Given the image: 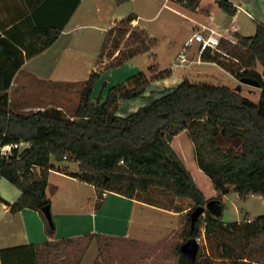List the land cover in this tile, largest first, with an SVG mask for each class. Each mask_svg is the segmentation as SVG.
Listing matches in <instances>:
<instances>
[{"label":"trees","instance_id":"1","mask_svg":"<svg viewBox=\"0 0 264 264\" xmlns=\"http://www.w3.org/2000/svg\"><path fill=\"white\" fill-rule=\"evenodd\" d=\"M22 1L27 16L7 29L6 37H0V146L20 141L30 146L16 150L10 158H0V176L22 191L14 203L1 196L0 201L11 205L13 211L32 208L43 213V207L50 205V169L55 162L74 161L79 163L80 172L72 175L95 184L99 200L106 191L135 197L152 187L192 200L194 207L182 216L186 220L183 241L198 238L204 230L206 240L217 245L216 264H264V213L253 220L225 223L207 210L192 224L193 209L209 200L171 145L174 136L187 130L198 165L212 180L219 199L232 188L241 196L264 195V23L257 22L254 35L234 33L236 43L223 38L220 45L224 52L207 49L201 55L239 80H256L261 89L257 102L237 87L185 77L149 104L120 115V100L143 96L155 80L167 76L170 70L151 77L141 71L110 86L98 102L95 93L103 71L96 69L85 81L81 102L72 116H66L59 107L23 113L9 106V89L17 72L27 58L58 39L81 0ZM125 1L128 0H118ZM175 1L193 11L201 4V0ZM215 1L230 17L236 14L237 7L230 0ZM136 19L130 14L106 32L96 66L104 64L103 70L118 67L156 46L157 39L135 25ZM106 55L110 59L107 62ZM149 70L155 73L158 69L152 65ZM219 138L238 141V149L223 150ZM48 228L54 230V222L52 226L48 221ZM85 238L89 240L87 246L95 238L114 239L99 234ZM79 240L3 249L0 264H39L50 253L49 246ZM181 245L175 246L176 264H201L200 254L189 260ZM87 246L81 249V257ZM79 262L78 259L75 264ZM94 264L101 263L98 259Z\"/></svg>","mask_w":264,"mask_h":264},{"label":"crops","instance_id":"2","mask_svg":"<svg viewBox=\"0 0 264 264\" xmlns=\"http://www.w3.org/2000/svg\"><path fill=\"white\" fill-rule=\"evenodd\" d=\"M230 1L237 7V12L233 17H230L220 7L210 8V0L201 1L195 11L175 0H128L121 3L118 0H81L58 39L41 53L25 60L9 91L21 89L18 85V77L29 64L42 58H51L54 55L85 53L87 43L91 39L97 41L104 37L111 27L130 14L137 17L134 24L145 28L151 37H155L157 41L162 38L166 39L174 56L169 65L162 69L159 64L155 63L153 48L150 52L143 54L148 55L149 60L152 61L147 72L149 77L160 71L170 70V74L155 80L152 88L145 94L157 96L164 93L161 92L162 90L166 91L175 87L185 77L191 81L209 82L202 78H207L210 71L220 70L233 77L216 62L202 58L201 62H197L200 56L199 45L197 53L191 57L188 56L190 60L195 61L194 64L188 68L176 66L178 54L186 46V42L195 31L203 26L220 30L230 37L236 32L241 33L240 15L247 11L246 8L250 4L247 0ZM258 2L259 0H255L257 8L259 7ZM259 11L261 12L260 9ZM26 16L27 10L22 0H0V37H6L7 29ZM85 31L87 33H84ZM143 55L124 63L123 66H127L128 69L126 71L133 73L127 79L142 71L141 66L137 65V60ZM96 63L88 68L89 76L93 70L97 69ZM152 65L158 69L155 73L149 70ZM123 66L118 70H122ZM45 67L46 65L42 62L37 63L32 67L31 72L41 80L52 81L53 79L49 76H43V71L49 72V75L53 68L51 64L49 69ZM66 83L79 84L76 80ZM24 104V109L31 108L27 103L24 102ZM186 132L187 130H182L174 136L171 145L192 174L196 173L200 177H205L206 173L198 165L193 141L191 140V146L187 145L183 139ZM78 172H80L79 163L70 161L55 162V167L50 169L47 195L55 224L54 230H49L48 219L44 213L32 208L13 211L11 205L0 201V251L24 245L41 246L49 242L81 238L79 241L49 246L50 253L43 259L41 258L39 264H75L78 259L79 264H94L100 258L97 256L94 261L91 258L94 241L88 246L85 244L87 249L81 257L83 246L80 247V242L88 239L85 238L86 235L99 234L114 239L156 244L180 229L182 216L194 205H191L192 200L189 198L175 196L159 187H152L148 192L139 193L135 197L106 191L103 198L99 200L95 184L72 175ZM206 176L209 177L207 174ZM0 178L2 180L0 184L6 185L3 181L6 178L1 176ZM8 191L9 193L1 192L0 196L11 203L21 197L20 189ZM188 199L190 201H187ZM95 240L98 239L95 238ZM43 248L41 247V252L45 253ZM48 248H46L47 251ZM78 252L80 255L77 254Z\"/></svg>","mask_w":264,"mask_h":264},{"label":"rangeland","instance_id":"3","mask_svg":"<svg viewBox=\"0 0 264 264\" xmlns=\"http://www.w3.org/2000/svg\"><path fill=\"white\" fill-rule=\"evenodd\" d=\"M247 1L250 5H248L247 8L245 7L247 11L242 12L239 19L242 26L240 32L243 35H254L257 28V21L260 20L264 23V0H259L258 8L255 5V0ZM209 4H211L210 8L216 9L219 7L217 2L214 0H210ZM204 5H206V3H204ZM89 31L91 30L89 29ZM84 33L87 32L85 31ZM104 39L105 36L101 37L97 41L91 39V41L87 43L85 53H76L75 55H54L51 58H42L26 66L18 77V85H20L21 89L9 91V106L13 110L23 113L57 106L63 109L66 116H72L81 102L82 92L85 88L84 82L86 78L89 77L88 68L94 66L97 62ZM232 39L234 40L233 43H236L237 40L234 35L232 36ZM169 46V42L162 38L157 41L156 46L152 50L155 55V63L159 64L162 69L168 66L170 61L174 58ZM220 49L221 52H224L221 45ZM187 50V55L189 57L193 56V54L198 51V44L195 42L192 47ZM109 60L108 55H106L105 61L107 62ZM40 62L46 65L45 69H49L51 64L53 68L52 73L48 75L49 72L46 73V71H43V76H49L53 79L52 81L41 80L32 74V67ZM151 64L152 61L149 60L148 55H143L139 58V60H137V65L141 66L142 71L146 74L148 72V67ZM103 65L104 64L100 67L97 66V69L102 70L103 73L102 79L97 84L95 94L96 96L99 95L103 83L107 81L108 85L103 92V96L105 97L110 86L124 82L127 77L133 73L126 71L127 66H123L124 64L108 70H103ZM122 66L124 68L122 70H118ZM257 69L260 71L262 70L261 66H258ZM122 75L125 76L122 77ZM202 79L215 84L229 85L231 87H238L240 84V80L238 78H235L234 76L231 77L220 70L210 71L207 78ZM71 80H76L79 84L66 83ZM241 85V90L244 95L248 96L255 102L259 100L261 91L259 87L244 83ZM156 97V95L149 96L148 94H145V96L143 95L133 99L120 100L118 114L128 115L136 111L139 107L149 104ZM24 102L30 105L28 107L31 108L24 109ZM183 139L187 145L192 146L191 139L187 132L183 136ZM219 145L223 150L228 147H233L237 150L239 147L238 141H229L222 138H219ZM193 174L199 188L203 191L209 201L220 198L218 197V191L212 184L213 182L206 176V174H204L205 177H200V175H197L196 173ZM3 181L6 185L0 184V193H9L8 190L13 191L15 189H19L9 180L4 179ZM220 200L222 201V207L224 209L222 220L225 223L242 222L245 219L253 220L257 216L264 213L263 194L250 193L248 195L241 196L234 188H232L228 194L222 195ZM187 201L190 200L188 199ZM190 203L191 205L193 204L191 201ZM185 221L186 220L182 218L180 229L170 237L156 244L140 243L127 239H111L108 241L101 239L98 240V242L94 239L92 240L94 241V245L91 250V258H93L94 261L95 257L99 256L101 264H176L177 253L175 246L177 243H184L187 241V239L183 241ZM203 232L204 230L202 231V235L198 237L200 244L199 260L201 261V264H216V257L218 256L217 245L215 243L208 242ZM88 242V239L83 240L80 242V247H84ZM99 244L101 245L102 250L100 249ZM52 251L54 253L53 249ZM77 254L80 255V252Z\"/></svg>","mask_w":264,"mask_h":264},{"label":"built area","instance_id":"4","mask_svg":"<svg viewBox=\"0 0 264 264\" xmlns=\"http://www.w3.org/2000/svg\"><path fill=\"white\" fill-rule=\"evenodd\" d=\"M205 1V0H201ZM215 1V0H214ZM225 38L232 42L234 40L232 37H230L228 34L217 30L215 28L203 26L202 28L195 31L193 36L186 42V46L183 48V50L178 54L177 57V67L181 68H188L192 64L195 63V61L190 60V58L187 55V49L193 45V43H197L199 45V59L197 62H201V55L204 51L207 49H211L214 51H220V44L221 40ZM30 143L26 141H20L18 143H10L0 146V158H10L14 155V152L22 151L25 148L29 147ZM67 158V156H65Z\"/></svg>","mask_w":264,"mask_h":264},{"label":"water","instance_id":"5","mask_svg":"<svg viewBox=\"0 0 264 264\" xmlns=\"http://www.w3.org/2000/svg\"><path fill=\"white\" fill-rule=\"evenodd\" d=\"M250 84L257 87L259 86V83L256 80L250 79V78H242L240 79V84L237 87V90L242 89L241 84ZM108 85V82L105 81L103 83V86L99 92V95H97V101L99 102L101 98L103 97V92L106 86ZM165 90H162L161 92H164ZM207 210L212 211L215 215L222 217L223 215V207H222V201L220 199H213L208 201L206 205H199L196 206L192 213V224L194 225L196 221L206 213ZM43 213L45 214L46 218L48 219L49 223L53 226V219H52V213H51V207L50 205H46L42 209ZM200 249V244L198 241V238L191 237L181 245V251L184 256H186L189 260H195L198 257Z\"/></svg>","mask_w":264,"mask_h":264}]
</instances>
